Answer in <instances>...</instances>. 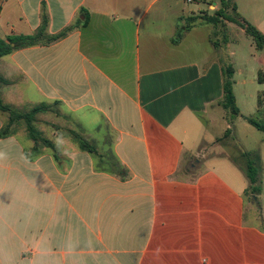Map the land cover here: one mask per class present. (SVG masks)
I'll return each instance as SVG.
<instances>
[{
  "label": "crops",
  "instance_id": "obj_1",
  "mask_svg": "<svg viewBox=\"0 0 264 264\" xmlns=\"http://www.w3.org/2000/svg\"><path fill=\"white\" fill-rule=\"evenodd\" d=\"M233 1L264 35V0ZM180 2L0 0V40L33 35L44 18L47 37L67 31L0 57L10 82L0 96L17 112L60 105L95 148L46 137L37 121L54 149L21 121L2 136L0 111V264H264V152L254 196L221 143L234 129L222 110V54L236 56V40L216 48L212 24L188 23L207 11L196 3L180 15ZM232 24L230 36L247 35ZM251 60L250 81L234 80L254 101L247 114L238 107L245 122L264 117V49Z\"/></svg>",
  "mask_w": 264,
  "mask_h": 264
},
{
  "label": "trees",
  "instance_id": "obj_2",
  "mask_svg": "<svg viewBox=\"0 0 264 264\" xmlns=\"http://www.w3.org/2000/svg\"><path fill=\"white\" fill-rule=\"evenodd\" d=\"M219 2L221 7L214 14H210L208 12L201 13L197 16L190 17L188 23L196 22L197 20H201L203 23L212 24L215 29L220 24H224L226 22L233 23L242 28L246 34L254 40L258 50L264 49V35L253 25L244 21L239 14L237 13V6L233 0H215V2ZM230 11L232 13H230ZM86 23V22H85ZM47 19L44 18L41 26L38 28L35 34L31 36H12L8 38V42L0 40V57L10 54L14 49L25 48L37 45L42 40H47L49 42L57 41L62 37L66 36L67 31L60 33L57 36L47 37ZM215 33L212 35V42L216 48L220 47V42L215 39ZM14 45V47H12ZM233 69L231 67H224V99L222 101V107L229 113L235 117L240 116L239 109L236 105L235 96L233 93L231 78L233 76ZM0 84H10L9 81L0 77ZM262 101L259 100V106L261 107ZM47 105L42 104L40 106L34 107L28 113H19L16 110L12 109L10 106L4 105L0 98V111L9 113V123L2 130L1 135H7L9 133L10 126L16 122L23 120L26 123L27 132L29 137L38 144H43L50 148H55L54 144L46 139L43 133L36 130L33 123L35 121V116L39 113L47 111ZM246 121L257 130L264 132V122H261L255 118H245ZM73 139L79 144L80 148L85 151L94 152L95 148L89 144L83 137H81L76 132H71ZM231 135V131L228 130L226 132V137ZM233 161L240 166V168L244 171L246 178L249 181L250 187L248 193H251L254 196H257L261 191L262 184V173H263V164L261 161V157L259 154L254 155L253 157L246 152H242L240 157L232 158Z\"/></svg>",
  "mask_w": 264,
  "mask_h": 264
},
{
  "label": "rangeland",
  "instance_id": "obj_3",
  "mask_svg": "<svg viewBox=\"0 0 264 264\" xmlns=\"http://www.w3.org/2000/svg\"><path fill=\"white\" fill-rule=\"evenodd\" d=\"M211 1H215V0H195L192 3H188L186 2V0H181L180 5H179V7L181 8L180 15L183 13L191 15L193 10L198 9V6H196V3H200L199 8H201L202 10H206L208 13L214 14L218 9H220L221 5L217 1V6L208 10V4ZM230 13L232 12L230 11ZM172 18H174V15L172 16ZM232 26L234 27V29H237L236 31H239L240 27L238 25L236 26V24H232ZM179 28H180L179 32H183L185 30V25H182ZM228 31H229L228 22L224 24H220L217 27V29L214 30V33H215L214 37H216L215 39H217V41H219L222 46H223V42L225 38H228V39L230 38V40L231 39L236 40L232 43V48L236 51L237 55L231 58L227 56L228 51H225L222 54L223 55L222 59H224L226 67L228 68L229 67L231 68L242 67L243 68L244 73L240 74V76L238 75H235V77L232 76L231 82H232L233 92L235 89L236 95L238 97L237 108L238 107L241 108L247 114L249 109L252 108V105H254V101L250 100L248 97H245V94H243L244 93L243 86L238 85L234 88V82L237 80H241L243 78H248L250 81V79L252 78L251 75L254 72V64L251 60V54L252 53L256 54L259 52V50L254 40L252 39V37L245 35V34L230 36ZM231 59H233V61H231ZM249 67L251 68L249 69V71H247ZM12 84H14V82ZM257 85L258 84L256 83L253 84L249 82L246 88L250 89V91L252 92L253 89ZM8 87L9 86H1V89H5L4 94H3L5 95V97L11 98ZM1 99L4 105H9L2 97ZM47 107H48L47 111H45L44 113L37 114L34 118L35 122L37 121L36 124L39 125L40 128L44 129L45 136L46 137L53 136L56 138L58 137L60 139H70V140L73 139L71 132H73L72 130H74V128L70 123V119L66 117V115H64V112L61 109L60 105L52 103V104H47ZM28 108L29 107H24V111L21 112L20 110L18 112L28 113L31 111ZM222 110H223V107H222ZM225 112H226L225 115L227 116V119L229 120L231 124H233L232 126H234V129L231 130V135L229 137H225V139L221 141V143L229 144L228 146L230 148L228 151L232 154V156L240 157L242 152H246V153H249L253 157L254 155H257V154L260 155L261 152H264V132L257 130L253 126H250L244 120H239L238 117H235L232 114H229L226 110ZM4 115L9 120V117H10L9 113L4 112ZM38 116L40 117L39 120L37 119ZM213 117L214 116L212 117L210 116V119H213ZM255 118L261 122H264V117H262L261 115L256 116ZM20 121H21L20 124L24 123L26 125L25 121L23 120H20ZM235 125H237V134L235 133ZM218 130L219 128L217 126L213 127V130H211L210 133L217 134ZM216 153L217 152L214 151L210 154H216ZM202 157L203 155H200L199 158L197 159L201 160ZM188 166L189 164L187 161L186 164L184 165L185 168L183 169V171L186 168H188Z\"/></svg>",
  "mask_w": 264,
  "mask_h": 264
},
{
  "label": "built area",
  "instance_id": "obj_4",
  "mask_svg": "<svg viewBox=\"0 0 264 264\" xmlns=\"http://www.w3.org/2000/svg\"><path fill=\"white\" fill-rule=\"evenodd\" d=\"M195 0H186V2H188V3H192V2H194Z\"/></svg>",
  "mask_w": 264,
  "mask_h": 264
}]
</instances>
